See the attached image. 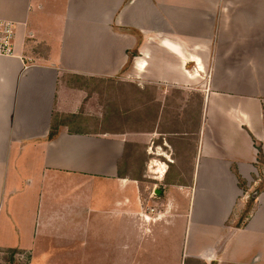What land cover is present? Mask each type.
Returning <instances> with one entry per match:
<instances>
[{
    "label": "crops",
    "instance_id": "crops-1",
    "mask_svg": "<svg viewBox=\"0 0 264 264\" xmlns=\"http://www.w3.org/2000/svg\"><path fill=\"white\" fill-rule=\"evenodd\" d=\"M0 20V264H264V0H0ZM103 80L199 95L163 218L126 162L165 97L152 130H100Z\"/></svg>",
    "mask_w": 264,
    "mask_h": 264
},
{
    "label": "rangeland",
    "instance_id": "rangeland-1",
    "mask_svg": "<svg viewBox=\"0 0 264 264\" xmlns=\"http://www.w3.org/2000/svg\"><path fill=\"white\" fill-rule=\"evenodd\" d=\"M97 89L99 109L103 115L102 118H99L100 130L106 128L116 130L124 125H129L134 129L140 127V129L152 130L156 126L158 118L159 102H155V99L158 95L165 97L163 99L164 112L158 125L162 131H158L154 141L150 139L147 140L148 142L143 140L129 144L126 162L130 176L138 177L140 185L145 188V202L151 203L150 206H152H145V209L150 212L152 209H156V217L162 216L163 218L168 204L172 201L177 205L183 203V186L191 180L197 135L196 131L184 130L196 128L194 125L197 122L196 116L199 111L198 93L195 89L185 91L176 88L147 87L139 90L134 87H125L121 81L117 80L100 81ZM138 90L141 92L139 93ZM146 139H148L147 136ZM259 166L263 180L258 182L252 190L254 193L264 186L263 159L259 161ZM241 184L247 189L245 181L241 180ZM247 200L251 202L253 199L248 197ZM148 222L145 224L148 225Z\"/></svg>",
    "mask_w": 264,
    "mask_h": 264
},
{
    "label": "built area",
    "instance_id": "built-area-1",
    "mask_svg": "<svg viewBox=\"0 0 264 264\" xmlns=\"http://www.w3.org/2000/svg\"><path fill=\"white\" fill-rule=\"evenodd\" d=\"M15 25L9 21L0 20V54L12 55L15 53Z\"/></svg>",
    "mask_w": 264,
    "mask_h": 264
},
{
    "label": "trees",
    "instance_id": "trees-1",
    "mask_svg": "<svg viewBox=\"0 0 264 264\" xmlns=\"http://www.w3.org/2000/svg\"><path fill=\"white\" fill-rule=\"evenodd\" d=\"M239 180H240V185H241V187H242L243 189H245L244 186L241 184V179H239ZM257 192H259V190H258Z\"/></svg>",
    "mask_w": 264,
    "mask_h": 264
}]
</instances>
